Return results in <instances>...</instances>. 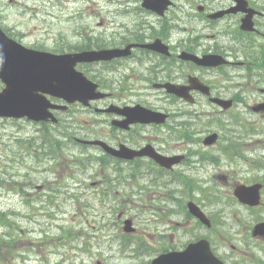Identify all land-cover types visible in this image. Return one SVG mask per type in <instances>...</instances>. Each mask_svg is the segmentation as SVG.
Segmentation results:
<instances>
[{
    "label": "rangeland",
    "instance_id": "374dc122",
    "mask_svg": "<svg viewBox=\"0 0 264 264\" xmlns=\"http://www.w3.org/2000/svg\"><path fill=\"white\" fill-rule=\"evenodd\" d=\"M192 1L194 5L199 3ZM187 6L185 9L189 13L194 12ZM140 7V2L133 0H0V26L22 44L51 52L115 48L141 37V31L156 24L153 15ZM134 65L133 61L122 60L80 62L78 67L93 81L108 88L113 98L88 108L70 104L67 109L59 110L60 123L55 124L58 127H52L54 123L48 116L44 119L39 116L41 109L36 112L37 120L0 117V213L5 217V221L0 220V264H149L150 257L156 253L154 243L149 245V235L153 231L163 232L169 227L172 232L173 225L177 230L175 240H178L179 232L183 231L175 222L183 221L184 230L196 227L194 219L183 217V208H177L171 201L174 210L169 212L156 205L150 206L162 203L163 188L156 193L148 190L140 194L133 185H126L131 188L124 192L122 184L109 180L113 175L111 166L117 160L99 145L83 146L72 140L73 133L87 138L94 134V139H102L125 130L113 124V119H121L116 113L99 110L98 107L106 103L120 107L136 103L162 107L167 102L170 115L175 118L176 112L171 107L182 101L183 112L191 115L189 119L185 116L184 123L193 125L188 129L189 137L183 141L162 129L159 121L134 128L142 135L159 136L161 132L165 146L173 153L197 152L189 156V164L177 169L193 184L186 195L211 214L220 252L226 254L232 245L237 247L232 250L234 254L242 255L248 249V227L255 216L264 219V204L250 213L232 199V187L235 182H243V176L253 175L249 180L264 179V158L263 162L259 159V163L251 164V157L264 156V114L260 113L262 110L250 109L261 100V92L252 89L253 82H247L249 89H243L233 108H217L207 104V99L197 91L190 93L200 94L194 96L195 104L189 105V98L162 89L157 92L142 89L148 87L146 79L140 76L143 64ZM223 79L231 83L227 72L217 81ZM220 90L225 94L239 91ZM165 97L166 102H163ZM181 118L184 120V116ZM212 131L217 133L218 139L204 145L203 138ZM102 141L108 145L118 144L113 139ZM144 145L152 147L150 143ZM126 154L122 151L121 158L126 160L120 162L124 174L130 173L135 166ZM209 155L215 156L214 161ZM206 156L209 160L202 162ZM160 162L159 167L169 171L165 165L167 161L160 158ZM98 179L102 182H96ZM148 179L150 176L144 171L138 181L146 183ZM214 191L216 201L202 198L204 193L213 195ZM97 213H113L117 223L128 216L136 229L134 232L125 230L128 236L123 245L121 240L108 236L98 238L95 228L88 227L90 222H86L91 219L90 214ZM111 233L113 230H108V235ZM8 234H12L11 240L15 242L12 249L8 245ZM166 235L169 237L171 233ZM180 239L184 240L185 236ZM91 240L94 245L89 250L87 245Z\"/></svg>",
    "mask_w": 264,
    "mask_h": 264
},
{
    "label": "flooded vegetation",
    "instance_id": "af4514ba",
    "mask_svg": "<svg viewBox=\"0 0 264 264\" xmlns=\"http://www.w3.org/2000/svg\"><path fill=\"white\" fill-rule=\"evenodd\" d=\"M143 1V0H142ZM179 1L180 4L178 5L180 11L183 12V14H187L185 10L181 9L180 7H183L184 4H188V8L191 10H195L197 12V17L200 21H204L201 27L195 28L194 26L185 25L183 26V29L179 28V23L183 22L182 17H177L171 14L169 12L167 14V17L161 21L162 16L154 15V18L156 19V24H150L151 27H149L145 31H141V37L136 39H131L126 43H122L123 45H131L133 46L130 48V53H128L125 56L119 57L120 59H117L118 62L122 61H133L135 64L134 66L142 65V69L140 76L144 77L146 79V84H149V87H144L142 89H165L162 86L164 83H172V84H186V81L188 82V78L192 75L196 76H203L206 77L203 81L206 85L210 87V89H217L215 85L212 84V77H217L219 75V66H215L213 68H204L200 66H196L193 63L189 61H184L180 58V56L184 53L187 54H194L198 57H201L203 54L206 53H218L221 56H226L228 59V63L226 64V67H224L227 70V73L230 75V82L226 83V85H218V89H241L242 88V81L240 76L248 75L249 73H252L253 71H250V69L254 66V60L255 55H250L247 53H234V40L238 37L244 35V32L240 30V19L246 14L244 11L236 10L233 13H227V19L222 16L215 17V13L218 10L227 9V8H234L236 6V0H194L196 2H199L197 4H192V0H171V6L175 4V2ZM223 1V4L221 5V2ZM250 4H252V8H254L255 12L252 14V22L256 26V29L254 32V38L255 42L260 41L264 39V0H249ZM247 0V2L249 3ZM133 2H140L141 0H133ZM149 3V1L145 2ZM256 4V5H255ZM171 6L168 8V10L171 8ZM146 7V6H145ZM141 9L148 12L147 9L140 7ZM195 16H192L194 18ZM182 27V26H181ZM183 30V34L180 38L171 40V37L174 35L175 31L181 32ZM217 31L218 33L224 35V37L229 41V48L230 50L223 51L220 48L217 47V39L212 40L211 44L208 46L206 43V47L204 46V42L200 43L194 39L195 36H204L207 37L212 31ZM251 34V33H249ZM244 38V37H243ZM250 39L253 38H247L245 40H248V43H250ZM264 43H259V45H263ZM169 52L167 53V56H164L162 52ZM168 57V58H167ZM173 63V65H171ZM173 66V67H172ZM256 67V66H254ZM153 68V70H151ZM222 68V67H221ZM172 72V74H171ZM158 76V78L154 77ZM239 75V76H238ZM195 76V77H196ZM203 77V78H204ZM198 78V77H197ZM120 82L121 79H118ZM258 84V82H255ZM176 84V85H178ZM256 84L253 86L255 88H259L260 86H256ZM131 89V87L129 88ZM264 89V88H263ZM108 95L113 98L112 92L107 90ZM220 93V92H219ZM261 100H264V93H261ZM236 99L234 103L232 104V108L237 103ZM163 102H166L163 100ZM103 103V102H102ZM110 103H106L102 105V107H106ZM161 105V104H160ZM110 106V105H109ZM108 106V107H109ZM125 106V105H123ZM172 106V105H171ZM106 107L105 109H107ZM152 109L160 110L163 113H165V118L161 121L160 124H158L162 129L165 131H170V135H173V138L177 137V139H180L183 141L184 138H186V132H185V116L187 115L185 112H183L182 108V101L179 102L178 105L172 106L171 110H175L176 117L174 118V115H170L169 107L167 105V102L162 107H151ZM119 118H121V121H127V124H124L125 130L121 131L122 133H114L107 135L106 137L102 138L103 140H116L118 144L122 143L125 144V142H128V144H131L129 147L140 149L143 147L145 143H150L158 152H160L162 155L170 156L177 153H172L166 146L164 141V135H154V134H147L142 135L139 131L136 130L137 126H141L143 124L151 125L153 123H143L138 121H130L128 122L127 118L124 115L117 114ZM184 116V120L181 118ZM174 118L173 120H171ZM166 119V120H165ZM157 125V124H156ZM157 125V126H158ZM153 126V125H152ZM179 131V133H178ZM184 132L181 134V132ZM123 132H129L127 135H124ZM149 138H148V137ZM155 136L158 137V140L155 138ZM142 140H146L143 144H140ZM157 142H156V141ZM124 141V142H123ZM147 146V145H144ZM183 158L180 161L179 164L172 165L169 171L164 170L163 168L158 167L159 171L162 172H171L175 171L179 165H183L186 163V155L182 154ZM118 162H124L126 159H119L116 158ZM131 161L134 162L135 166L132 167V170L130 171V174L140 172V171H146L151 172L152 163L153 160L149 156H140V157H134L131 159ZM121 168V164L119 166ZM137 168V169H136ZM154 170V169H153ZM130 182V181H129ZM162 184H164V181H162ZM115 220L113 221V223ZM119 224L122 225V220H119ZM100 228V226H99ZM170 230V229H168ZM166 232H160V236L164 237ZM153 237V236H152ZM169 239V240H168ZM168 243L166 246L160 245L161 248H169L171 249V242H172V235L168 237ZM158 243H162L159 239L158 241H155ZM121 243H123V240H121ZM132 243V242H130ZM125 247L127 246L124 245ZM182 245L178 246L179 248Z\"/></svg>",
    "mask_w": 264,
    "mask_h": 264
},
{
    "label": "water",
    "instance_id": "95a60500",
    "mask_svg": "<svg viewBox=\"0 0 264 264\" xmlns=\"http://www.w3.org/2000/svg\"><path fill=\"white\" fill-rule=\"evenodd\" d=\"M116 54V50H106L53 56L25 50L17 43L7 41L0 32V79L5 83V88L0 91V115L37 119L36 112L50 106L44 96L35 92L37 90L68 102L79 100L86 103L96 94L92 85L85 82L72 65L77 60L109 58Z\"/></svg>",
    "mask_w": 264,
    "mask_h": 264
},
{
    "label": "bare ground",
    "instance_id": "6f19581e",
    "mask_svg": "<svg viewBox=\"0 0 264 264\" xmlns=\"http://www.w3.org/2000/svg\"><path fill=\"white\" fill-rule=\"evenodd\" d=\"M154 77L158 78V76H155V75H154ZM173 199H174V201H177L179 199V197L178 196H174Z\"/></svg>",
    "mask_w": 264,
    "mask_h": 264
}]
</instances>
